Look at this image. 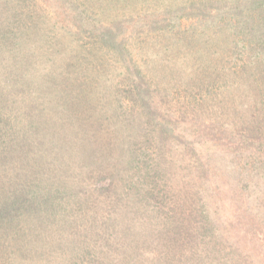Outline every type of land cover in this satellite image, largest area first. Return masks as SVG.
<instances>
[{
  "label": "trees",
  "instance_id": "trees-1",
  "mask_svg": "<svg viewBox=\"0 0 264 264\" xmlns=\"http://www.w3.org/2000/svg\"><path fill=\"white\" fill-rule=\"evenodd\" d=\"M0 264H264V0H0Z\"/></svg>",
  "mask_w": 264,
  "mask_h": 264
}]
</instances>
